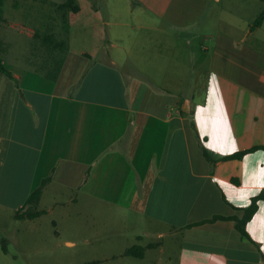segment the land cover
Here are the masks:
<instances>
[{
  "label": "crops",
  "instance_id": "1",
  "mask_svg": "<svg viewBox=\"0 0 264 264\" xmlns=\"http://www.w3.org/2000/svg\"><path fill=\"white\" fill-rule=\"evenodd\" d=\"M102 1L106 12L101 0L0 3V62L13 77L0 73V214L34 228L55 208L92 220L107 208L145 224L132 247L168 249L159 264H264V200L248 238L233 220H213L241 219L264 190V21L250 29L255 2ZM192 21L235 35L194 33L197 65L163 45L164 26ZM47 178L41 215L15 219ZM152 236L161 242L135 245Z\"/></svg>",
  "mask_w": 264,
  "mask_h": 264
},
{
  "label": "rangeland",
  "instance_id": "2",
  "mask_svg": "<svg viewBox=\"0 0 264 264\" xmlns=\"http://www.w3.org/2000/svg\"><path fill=\"white\" fill-rule=\"evenodd\" d=\"M104 2L101 0V7L106 12ZM253 2L256 4L255 10L258 9L260 13L264 9V2L259 0ZM220 7L232 10L231 6H225L224 2ZM212 11L217 13L218 9L213 8ZM246 19L251 21L249 17ZM192 24L193 21L191 24L164 26L165 34L170 36V42H164L163 45L172 51L179 50L181 58L197 65L199 64L196 60L202 56V51L197 39H191L194 33L216 37L218 33L235 32L225 25H212L209 29H204L207 27L204 24ZM237 28L241 29V26L238 25ZM258 36L264 40V29ZM202 45H209V42ZM258 49L264 55V47L260 46ZM191 51L194 57L191 56ZM209 56L204 62L207 67L211 65ZM48 196L52 199L55 195L48 193L45 196L46 200H49ZM50 206L51 203L48 202L44 207L51 208ZM37 209L39 210V206ZM61 212V209L55 208L51 213L41 217L34 228L19 224L0 214V264H91L103 256H115V259L100 264H159L160 260L166 261L168 249L164 248L162 252L159 246L154 250L144 251L142 260L123 255L124 251L135 243V237L145 230V224L131 216L116 214L107 208H100V216L94 220L84 214L77 216L78 213L73 207L66 211L70 218ZM95 230H98V237L95 236ZM2 238L5 239L4 245L1 242ZM67 242L72 245H66ZM158 242L160 243L161 239L152 236L136 242L135 245ZM3 247L6 252L3 251Z\"/></svg>",
  "mask_w": 264,
  "mask_h": 264
},
{
  "label": "trees",
  "instance_id": "3",
  "mask_svg": "<svg viewBox=\"0 0 264 264\" xmlns=\"http://www.w3.org/2000/svg\"><path fill=\"white\" fill-rule=\"evenodd\" d=\"M264 2V0H259ZM3 0H0V3H2ZM101 12H104L102 10L101 7ZM0 21H3L2 18L0 17ZM264 21V9L258 14V16L255 18V20L252 22L250 29L253 30L255 28H258L262 22ZM106 42V41H105ZM0 73L7 76L10 79H13L11 73L2 65V63L0 62ZM258 148H254L250 151H254ZM264 149V148H262ZM249 152V151H248ZM245 153L247 152H241L238 154H235L233 156H229L223 159H239L241 158ZM203 155L205 157V159L210 162L211 164H214L216 162L217 159H215L212 154H210L208 151L203 149ZM50 181L49 178L45 179L42 181L41 185L35 189L33 192H31V194L28 196V198L26 199V202L24 204V207L26 210L21 213L22 209L17 211L14 215L15 219H34L36 217H38L39 215H41L40 212L36 211V207L38 206V203L40 201L41 198V194H42V190L44 188V186ZM258 200H264V190L261 191V193L253 198L251 200V204L249 205L248 208L243 210V217L241 219H238L236 217H228V218H224V217H214V219H229V220H233L235 222V227L237 229V231L241 234L242 237L244 238H248L247 234L245 232V225L246 223L250 220V218L252 217V215L254 214L255 210H256V202ZM21 213V214H20ZM3 245H4V241H2ZM3 251L6 252V249L3 247ZM143 254H144V249L138 246L135 247H131L129 249H127L124 253L125 256H131V257H135L138 259L143 258ZM93 264V263H91Z\"/></svg>",
  "mask_w": 264,
  "mask_h": 264
}]
</instances>
